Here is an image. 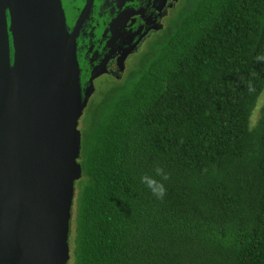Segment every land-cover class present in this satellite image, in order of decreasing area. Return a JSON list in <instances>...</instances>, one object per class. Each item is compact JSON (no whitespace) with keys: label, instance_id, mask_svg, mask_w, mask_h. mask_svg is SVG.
<instances>
[{"label":"trees","instance_id":"trees-1","mask_svg":"<svg viewBox=\"0 0 264 264\" xmlns=\"http://www.w3.org/2000/svg\"><path fill=\"white\" fill-rule=\"evenodd\" d=\"M146 45L84 108L67 264H264V0H181Z\"/></svg>","mask_w":264,"mask_h":264},{"label":"water","instance_id":"water-1","mask_svg":"<svg viewBox=\"0 0 264 264\" xmlns=\"http://www.w3.org/2000/svg\"><path fill=\"white\" fill-rule=\"evenodd\" d=\"M86 11L69 31L61 0H0V264L69 260L91 94L76 54Z\"/></svg>","mask_w":264,"mask_h":264},{"label":"flooded vegetation","instance_id":"flooded-vegetation-1","mask_svg":"<svg viewBox=\"0 0 264 264\" xmlns=\"http://www.w3.org/2000/svg\"><path fill=\"white\" fill-rule=\"evenodd\" d=\"M180 1L61 0L69 31L87 6V16L78 23L76 54L81 87L91 91L88 102L96 94L97 81L123 79L129 58L166 26Z\"/></svg>","mask_w":264,"mask_h":264},{"label":"clouds","instance_id":"clouds-1","mask_svg":"<svg viewBox=\"0 0 264 264\" xmlns=\"http://www.w3.org/2000/svg\"><path fill=\"white\" fill-rule=\"evenodd\" d=\"M255 59L258 63H264V55H259ZM247 87L250 93L256 91L255 86L251 81L248 82ZM170 178V174L157 165L153 168L151 173H144L139 179L140 183L143 184L154 197L163 200L167 194L165 182L170 180Z\"/></svg>","mask_w":264,"mask_h":264},{"label":"rangeland","instance_id":"rangeland-1","mask_svg":"<svg viewBox=\"0 0 264 264\" xmlns=\"http://www.w3.org/2000/svg\"><path fill=\"white\" fill-rule=\"evenodd\" d=\"M184 3V2H183ZM180 8V7H179ZM146 43L147 42H145L144 43V45L142 46V48L140 49V52L141 51H143V50H145V48H146ZM139 52V51H138ZM137 52V53H138ZM136 53V54H137ZM136 54H134L133 56H131L130 58H129V65L128 66H130V68L131 67H133V64H135L136 63V61H137V55ZM109 82V80L108 79H103L102 81L101 80H99V81H97L96 82V85H95V87H96V94L94 93L93 95H92V97H91V101H96V100H98L99 98H100V95H101V92L103 91V89L104 88H106L107 87V85L109 84L108 83ZM264 92V91H263ZM262 92V93H263ZM90 101V102H91ZM264 102V93L262 94V96H261V98H260V105L262 104ZM258 110L259 109H256V112H255V114L252 116V122H255V120H256V118H257V112H258ZM85 115H86V111H85V109L83 110V114H82V117H80L79 118V121H78V129H79V131H80V133H81V136H82V132H81V129H82V124H83V121H84V118H85Z\"/></svg>","mask_w":264,"mask_h":264}]
</instances>
